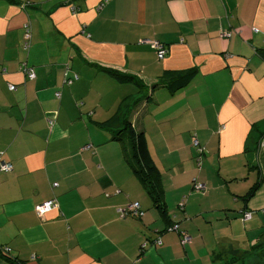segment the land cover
<instances>
[{"label":"crops","instance_id":"0c3cea01","mask_svg":"<svg viewBox=\"0 0 264 264\" xmlns=\"http://www.w3.org/2000/svg\"><path fill=\"white\" fill-rule=\"evenodd\" d=\"M74 3L0 0V160L12 164L0 170V264H264V0ZM102 67L148 86L195 70L130 112L162 209L129 165V141L102 124L137 87ZM49 199L58 207L37 215ZM135 201L142 215L120 214Z\"/></svg>","mask_w":264,"mask_h":264},{"label":"trees","instance_id":"16d2710c","mask_svg":"<svg viewBox=\"0 0 264 264\" xmlns=\"http://www.w3.org/2000/svg\"><path fill=\"white\" fill-rule=\"evenodd\" d=\"M68 2L72 3L77 10H80V7L74 3V0H68ZM102 69L119 82H131L137 87L136 94L139 96L136 98L133 95L125 97L124 102L121 103L112 117L102 124L113 129L112 138L129 141L131 147L130 158L128 157L129 165L133 172L141 179L153 202L162 209L159 172L149 154L144 131L137 128L136 124L130 121V112L134 106H137L143 100L150 99V92L159 85L165 84L171 92L186 86L193 80L195 70L165 71L159 78V81L148 86L134 74L107 67H102ZM56 97L58 96L56 95ZM193 140L196 139L193 138L192 143ZM259 142L257 141V144ZM193 145L197 148L200 155L202 148L199 147L198 142L197 144L193 143Z\"/></svg>","mask_w":264,"mask_h":264},{"label":"built area","instance_id":"2783aa9c","mask_svg":"<svg viewBox=\"0 0 264 264\" xmlns=\"http://www.w3.org/2000/svg\"><path fill=\"white\" fill-rule=\"evenodd\" d=\"M72 11H77L76 7L68 2V0H63ZM222 35H224L225 33L221 32ZM147 43H150L151 46L155 49L156 55L157 57L161 58L164 56V54L166 53L167 49L164 46L163 43H161L160 41L157 40H150V39H145L144 40ZM31 43V28L29 25H25V32L23 34V41H22V46L24 49H28ZM26 76L28 78H33L35 76V73L33 72L32 68H28L23 66L22 67ZM78 76L75 74L72 79H77ZM69 82L71 81L70 79L68 80ZM9 88L10 90H14L15 89V85L14 84H9ZM56 95L59 96V93L56 92ZM53 121L49 120V123H52ZM194 144H197L196 140H193ZM90 145H87L85 148H89ZM259 146L260 147H264V139H261L259 142ZM12 169V164L8 161H4V160H0V170L7 172L10 171ZM193 189L194 190H199V191H203L205 189V186L202 183L199 182H195L193 184ZM183 205V202H181L180 206ZM58 204L57 201L55 199H49L47 201L41 202L37 205H35V211L37 213V215L42 216L45 213L51 211L54 208H57ZM121 215H125V214H131V215H135V216H140L143 214V211L140 208V204L139 202L135 201V202H131L129 204L126 205L125 208L120 209L119 210ZM244 218L250 217V213L249 212H243L242 213ZM177 225H174V228H176ZM190 240V237L188 234H186L185 232H181V237H180V243L183 245L186 242H188ZM155 242V241H154ZM156 242H160L159 240H156Z\"/></svg>","mask_w":264,"mask_h":264}]
</instances>
